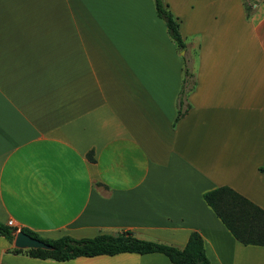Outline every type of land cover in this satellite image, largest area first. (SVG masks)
I'll list each match as a JSON object with an SVG mask.
<instances>
[{
  "label": "crops",
  "instance_id": "crops-1",
  "mask_svg": "<svg viewBox=\"0 0 264 264\" xmlns=\"http://www.w3.org/2000/svg\"><path fill=\"white\" fill-rule=\"evenodd\" d=\"M165 2L185 50L154 0H0V222L179 248L197 231L210 264H264L204 198L228 186L264 209V0ZM14 247L0 234V264H171Z\"/></svg>",
  "mask_w": 264,
  "mask_h": 264
},
{
  "label": "trees",
  "instance_id": "trees-1",
  "mask_svg": "<svg viewBox=\"0 0 264 264\" xmlns=\"http://www.w3.org/2000/svg\"><path fill=\"white\" fill-rule=\"evenodd\" d=\"M158 15L165 21L169 34L177 41L179 49L185 50L179 22L171 13L165 0H154ZM192 73L185 56L184 82L181 91L177 120L185 113L186 95L195 87ZM264 171V168L262 169ZM206 202L212 207L233 235L244 244L264 245V209L228 186H221L204 194ZM22 231L28 235L45 241L49 249L14 247L15 253H25L31 257L67 261L80 256L114 255L123 252L147 254L160 252L167 255L171 264H210L202 235L193 231L190 233L185 247L179 248L163 242L137 237L131 231L117 234L103 233L89 238H74L69 235L57 239L42 238L36 232L27 228ZM0 234L11 243L16 236V229L0 222Z\"/></svg>",
  "mask_w": 264,
  "mask_h": 264
},
{
  "label": "water",
  "instance_id": "water-1",
  "mask_svg": "<svg viewBox=\"0 0 264 264\" xmlns=\"http://www.w3.org/2000/svg\"><path fill=\"white\" fill-rule=\"evenodd\" d=\"M185 54V52H182ZM14 246L16 248L21 249H31V248H43V249H49L50 245L47 244L45 241L40 240L38 238H34L24 231L17 232L15 239H14Z\"/></svg>",
  "mask_w": 264,
  "mask_h": 264
},
{
  "label": "built area",
  "instance_id": "built-area-1",
  "mask_svg": "<svg viewBox=\"0 0 264 264\" xmlns=\"http://www.w3.org/2000/svg\"><path fill=\"white\" fill-rule=\"evenodd\" d=\"M8 225H9V226H15V223H14L13 220H9V221H8ZM20 229H21V228L18 227V228H17V232H19Z\"/></svg>",
  "mask_w": 264,
  "mask_h": 264
}]
</instances>
